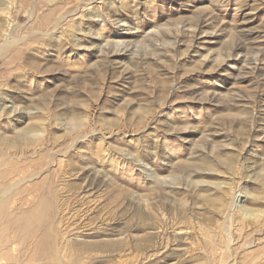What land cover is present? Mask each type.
<instances>
[{
    "label": "rangeland",
    "instance_id": "obj_1",
    "mask_svg": "<svg viewBox=\"0 0 264 264\" xmlns=\"http://www.w3.org/2000/svg\"><path fill=\"white\" fill-rule=\"evenodd\" d=\"M52 1L0 0V264H264V0Z\"/></svg>",
    "mask_w": 264,
    "mask_h": 264
},
{
    "label": "bare ground",
    "instance_id": "obj_2",
    "mask_svg": "<svg viewBox=\"0 0 264 264\" xmlns=\"http://www.w3.org/2000/svg\"><path fill=\"white\" fill-rule=\"evenodd\" d=\"M20 1L22 4H26L29 2V0H18ZM56 0H53L52 2L55 3ZM78 0H58V2H60L61 4H64L63 7L61 6H54V8H49L48 10H46L44 13H43V16H44V21L55 16L56 14L64 11L65 13H71L72 10H73V7H74V2H77ZM44 3V1H43ZM68 5V7L66 8V6ZM25 6V5H24ZM45 7V6H44ZM37 10V9H36ZM76 11V10H75Z\"/></svg>",
    "mask_w": 264,
    "mask_h": 264
}]
</instances>
